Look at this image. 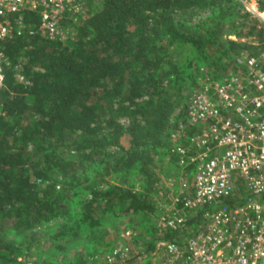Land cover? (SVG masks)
Listing matches in <instances>:
<instances>
[{
    "label": "trees",
    "instance_id": "16d2710c",
    "mask_svg": "<svg viewBox=\"0 0 264 264\" xmlns=\"http://www.w3.org/2000/svg\"><path fill=\"white\" fill-rule=\"evenodd\" d=\"M89 4L72 22L73 38L51 41L33 36V47H25L24 38L6 45L9 63L0 88V264L15 261L14 238L26 242L28 253L33 228L51 220L57 221L54 238L73 237L84 225H100L116 205L156 221L155 201L165 184L151 170L153 154L169 144L164 153L176 165L170 131L163 132L174 106L166 88L180 89L194 61H210L211 48L232 50L230 68L233 57L243 54L237 47H252L245 55L264 47V42L250 45L222 37V17L231 18L240 0ZM192 10H208L209 15L197 23L175 16ZM253 28L263 33L257 24L236 33ZM170 47L177 54L174 58L167 57ZM25 54L22 66L29 83L15 78L14 67ZM163 78L169 85L159 88ZM123 98L129 104L122 109L132 114V122L124 126L110 119L104 131L98 123L100 112ZM74 156L88 160L87 165L74 167ZM134 172L141 174V186L150 192L133 188ZM11 217L13 222H8ZM153 227H158L156 222ZM164 236L172 237L169 231ZM153 240L145 245L151 248ZM86 263L89 260L82 261Z\"/></svg>",
    "mask_w": 264,
    "mask_h": 264
},
{
    "label": "built area",
    "instance_id": "2783aa9c",
    "mask_svg": "<svg viewBox=\"0 0 264 264\" xmlns=\"http://www.w3.org/2000/svg\"><path fill=\"white\" fill-rule=\"evenodd\" d=\"M88 6L89 0H0V88L7 43L73 38L72 22ZM25 60L19 55L15 78L29 83ZM232 63L221 76L197 77L171 133L178 170L155 201L160 232L153 246L134 247L127 230L86 264H264V47ZM168 231L172 237L164 236Z\"/></svg>",
    "mask_w": 264,
    "mask_h": 264
},
{
    "label": "rangeland",
    "instance_id": "374dc122",
    "mask_svg": "<svg viewBox=\"0 0 264 264\" xmlns=\"http://www.w3.org/2000/svg\"><path fill=\"white\" fill-rule=\"evenodd\" d=\"M240 2V6H236L238 11H236L231 18L222 17L221 22L224 27L223 33L221 34L222 37L234 38L238 41H246L247 43H250V45L263 43L264 0H240ZM246 11H248L249 14H245ZM181 12L179 11L178 13H175L176 18L181 14L191 23L201 22L207 15H209L208 10H192L188 13ZM254 24H257V26L260 25L263 33L260 34L256 28L251 29L249 33H236L242 29L245 32L246 27L249 28ZM226 32H230V34H226ZM31 47H33V45ZM172 49L173 47H170L171 51L167 57L172 56L171 58H174L177 56L176 52ZM236 49L245 54L250 52L252 47L249 48L243 46L237 47ZM211 50H213L214 55L210 56V61L205 58L197 59L191 66H189L188 70H186L187 77L182 80L180 89L168 86L169 82L166 78H163V81L160 84L159 88L168 86L165 92L170 100L174 102L172 111L169 114V119L163 129L164 133L170 131L169 138H174L171 133L176 132L177 123L183 116L188 97L196 86L197 77L203 73L221 76L222 73L226 72L229 68L227 66L229 64V56L232 54V50L228 48L219 52L220 49L218 47H215L214 49L211 48ZM25 57L27 60L28 55L25 54ZM214 59H216V61H214L215 63L211 62ZM166 60L167 58L164 59L163 66H166ZM35 66L37 69L40 68L38 65ZM187 74H190L191 76H188ZM124 104H129L127 98L116 100L112 105L105 106L102 112H100L98 123L104 131L109 128L110 119H114L124 126H127L132 122V114L124 112L122 109ZM137 117L139 118V115ZM167 145L169 147V144ZM167 145L162 147L161 153L155 152V154H153L154 159L150 164V167L152 168L151 170L156 172L154 174H156V176L159 174L164 180L163 184L166 183L168 177H175L176 170H178L174 159L167 155V152L164 153V150L167 151ZM73 159L75 160L74 167L79 170L87 165L88 160L86 159L82 160L77 156H74ZM132 177V185L134 189H142L144 192L149 191L147 186H141L140 173L134 172ZM124 185H127V183H124ZM115 208V212H108L102 217V223L100 225L93 228L84 225L81 227L79 233L73 237L66 235L54 238L52 234L55 232V229H57V221L55 220L44 222L41 225L36 226L32 230L34 240L30 243L28 253H26V242L20 241L18 237H16L17 239L14 238L15 243H18L16 259L14 262L8 264H25V258L31 259L34 264H40L43 261H48L49 264H82V261L85 260L87 262L89 256H91L96 250L102 251L111 246L115 241L119 239L124 240V234H126L127 230L133 232L132 237L129 236L126 238L134 247H139L141 244H145L150 241V238H154L155 234L160 232L158 227H153L156 222L154 220L155 218L147 219L146 217L141 216L140 213L120 209L118 205H116ZM13 220L14 218L11 217L8 222H13ZM90 250L92 251L89 252Z\"/></svg>",
    "mask_w": 264,
    "mask_h": 264
}]
</instances>
